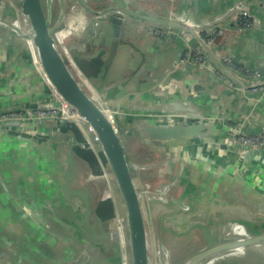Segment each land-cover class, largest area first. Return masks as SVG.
<instances>
[{
    "label": "crops",
    "instance_id": "crops-1",
    "mask_svg": "<svg viewBox=\"0 0 264 264\" xmlns=\"http://www.w3.org/2000/svg\"><path fill=\"white\" fill-rule=\"evenodd\" d=\"M234 1L237 0H41L48 24L55 31L56 45L73 75L90 95L93 92L101 96L118 111L117 126L127 148L125 156L136 189L145 184L176 183L170 202L151 201L141 206L149 264H163L162 253L166 250L171 251L169 262L179 264L198 250L219 243L224 239L218 230L220 225L231 231V222H241L249 233L264 228L255 215L263 206L259 196L264 198V164L253 159L252 153H241L243 147L220 144L230 125L248 133H264V95L240 92L219 80L215 74L220 68L217 61L213 60L210 68L194 67L184 61V40L149 35L148 27L162 24L137 16L167 19L175 13L204 23L216 20ZM252 2L247 5L257 12ZM112 7L126 12L121 16L122 34L116 52L107 65L110 48L96 38L112 15H95ZM258 15L260 29L226 32L218 39V46L222 45L246 67L264 74V9ZM0 17L15 18L7 0H0ZM95 21L99 23L96 27ZM189 43L197 45L195 38ZM45 79L21 38L0 27V109L47 99ZM156 114L172 117L158 121ZM146 122L172 126L178 122L209 124L205 132L213 133L186 141L159 139L146 134ZM50 127L44 125L43 133H49ZM69 137L84 140L75 124H61L48 145L61 153L55 162L61 161L57 173H41L46 182L51 177L56 180L57 189L50 191L42 186L33 201L35 193L30 186L23 188V196L16 199V218L30 229L37 226L36 221L41 233L27 243L25 258L30 256L28 264H34L39 253L41 264H54V259L56 264H116L119 253L113 217L115 211L124 213L123 202L110 174L107 177L106 160L95 148L96 142L92 141V148L80 147L71 144ZM32 143L20 139L0 141V153L6 154L2 165L7 166L9 175L24 183L31 182L27 169L32 160ZM40 160L49 162L46 157ZM144 163H150L152 168L136 170L137 164ZM242 197L244 208L240 204ZM177 204L186 205L189 212L179 213ZM46 209H52L55 215L49 216ZM242 209L249 213L243 218L237 213ZM197 211L211 213L208 223L192 219ZM57 217L76 227L80 234L66 229ZM211 262L264 264V247L234 251Z\"/></svg>",
    "mask_w": 264,
    "mask_h": 264
},
{
    "label": "water",
    "instance_id": "water-1",
    "mask_svg": "<svg viewBox=\"0 0 264 264\" xmlns=\"http://www.w3.org/2000/svg\"><path fill=\"white\" fill-rule=\"evenodd\" d=\"M7 1H9L15 11L14 19H19V15L22 14L28 21L29 29L23 30L19 23H10L14 19H5L2 17H0V21L5 23L6 27H3L1 24L0 27L19 36L24 45L27 46L31 52L32 61L35 66L40 68L46 78L45 81H47L48 98L45 100H53L54 94L50 88L51 85L56 93L70 105L76 115L75 117L69 116L66 111H63L55 115L38 116L28 110L33 106L32 104H25L20 107H2L0 109H27L21 119L0 121V141L6 142L7 139H20L22 141L33 142L31 148L33 150L30 151L32 160L27 169V172L31 174V182L26 181V183H24L22 179H17L9 175L7 166H3L5 164L2 162V157L6 154L0 153V264H28L30 260V256L25 258L27 243L29 241H35L37 237L41 235L40 229L38 230L39 226L36 221L35 224L38 227L34 226V228L30 229V226L27 227L28 225L23 220L16 218L14 213L15 202L17 198L23 196L25 191L23 188H33L35 193V195L33 194V201L39 197V189H41L42 186L50 191L57 189L58 185L56 180L54 181L51 177L52 180L50 179L46 182L41 176V173L43 171H48L49 174L55 173V171L57 173L56 168L61 161L58 159L57 164H55V162L57 156L59 157L61 153L48 145L51 141L50 139L59 132L61 124L66 122L75 124L84 136L83 141H77L69 137L68 139L71 144L92 148V141L96 142L95 148L100 149L102 152L106 160L107 171L110 172V176L114 181V187L118 190L117 196L123 202L124 213L115 211L113 217L119 253L116 264H149L144 214L140 205L139 194L133 183L130 166L117 132L101 107L88 95V92L83 89L82 83L76 79L69 69L63 57V53L59 51L56 45L54 37L55 31H53L48 24L41 0H18L17 5L19 10H17L14 1ZM248 1L250 0L234 1L227 6L226 10L230 12L242 10V8L248 4ZM125 12L126 11L121 8L112 7L106 11L97 12L95 15L96 17H103L104 14L112 15L110 22L102 26V31L99 32L96 38L98 42L105 43L110 48L106 59L107 65L112 62L116 52L119 36L122 34L120 33L122 25L121 16H123ZM132 14L133 13H131V15ZM137 16L162 24V26H150L151 28H168L178 34H183L178 36H184V39L188 42L191 38H195L193 34L195 23L200 24L193 21V19L186 18L184 15L175 13L169 14L167 19H153L152 17H144L142 15ZM218 22H220V20ZM206 26L201 29L206 28ZM179 38L184 40L183 37ZM192 46L196 48L198 45ZM224 76L226 77L225 81L227 83H234L235 88L240 92H245L246 89L256 88L264 84L263 80L257 84L247 82L245 85L241 86L238 81L236 82L230 79L227 75ZM104 82L105 79L103 80V85ZM240 86L242 87L241 89L239 88ZM260 93L264 95V91ZM260 93L258 95H260ZM53 103L59 105L60 101L55 98ZM48 124L51 126L49 133H43L42 128L44 125ZM209 127V124H199L195 122L191 124L178 122L173 126L146 122L145 131L147 135L154 138L186 141L195 138L200 139L212 134V131L205 132V128ZM242 133L248 132L242 131ZM41 144H45V146ZM239 151L241 153H252L254 159L264 164V151L254 153V151H249L244 148H241ZM40 157H46L49 162H41ZM36 176H38L41 181H39ZM104 196L110 197L111 195L105 193ZM259 198L264 206V198L260 196ZM236 202L237 200H235V203ZM245 203L242 197L240 199L241 208H244ZM263 206L255 215L258 217L259 222L264 223ZM179 209V213L186 214V212H189L188 207ZM46 210H48L49 216L52 217L55 215L52 209ZM36 212V214L41 215V211ZM195 213L196 214L192 215V219L201 223H208L210 212L197 211ZM237 213L241 218L249 214L244 211V209L239 210ZM215 215L218 216L219 213H215ZM57 219L60 220L59 222L62 223L66 229L80 234L76 227L68 225L65 220L58 217ZM230 224H235V229L227 231L224 230L222 225L218 227V230L224 237L222 241L198 250L179 264H206L210 260L227 253L244 251L249 247L255 246L264 247V228L255 233H249L245 229L247 226L241 222H231ZM120 228L124 230V232L121 233ZM37 246L40 247L41 244H37ZM39 255L38 253V255L34 257V264H41V259L37 258ZM54 264H56L55 259Z\"/></svg>",
    "mask_w": 264,
    "mask_h": 264
},
{
    "label": "flooded vegetation",
    "instance_id": "flooded-vegetation-1",
    "mask_svg": "<svg viewBox=\"0 0 264 264\" xmlns=\"http://www.w3.org/2000/svg\"><path fill=\"white\" fill-rule=\"evenodd\" d=\"M253 2L250 4H256L257 5V12L253 10V7H250L249 5H245L242 9L246 10L250 15L255 16L256 18L253 19L250 15H245L244 17L247 19L248 25L246 27H240L237 25L240 20H242L243 15L240 14L242 11L241 9L238 11L230 12L229 10H225L224 12L220 13L217 16V21L220 20V23H218V29L217 33L213 35V40L211 44H209L207 40V36L204 34H201V36L204 35L205 41L200 37L198 34H194L195 39L197 41V49H191L194 48L189 42L185 43L184 45V51L189 52L187 57L183 58L184 61L190 62L191 64L194 65V67H203V68H210L211 67V62L217 61L219 62V70L215 71L216 77L219 80H225L223 73L226 74L230 79H233L234 81H238L239 85H245L249 80H253L254 84H257L261 81L264 80V74H260L258 70H252L248 67H246V64L243 61H240L239 59L233 58L230 54L227 53V51L222 47V45L218 46V39L224 35L226 32H235V33H242L246 32L249 30H257L261 28V19L258 15L262 9H264V1L261 0H252ZM174 12V11H173ZM216 18V16L214 17ZM252 19V22H251ZM207 23L204 22L202 24ZM201 24V23H200ZM256 25V26H255ZM211 36V35H210ZM209 36V37H210ZM168 37H177L179 38L177 32L176 34L172 33L170 31ZM208 43V44H207ZM190 48V50L188 49ZM249 83V82H248ZM232 87H235L234 83L229 84ZM85 90V88L83 87ZM86 91V90H85ZM247 91V90H245ZM264 91V85L262 86V89L260 90L259 88L255 89H249L247 92L248 93H260ZM87 92V91H86ZM88 95L104 110V114L108 118V120L111 122L113 125L115 131L118 134V137L120 139V142L123 146L124 153L126 152L127 148L125 147L124 141L122 140V134L120 133L118 126H117V120H116V114L118 111L114 109L109 102L102 98L101 96H98L97 94H94L92 92V95L88 93ZM49 101L46 100H39L38 102L36 101L32 105L35 107V105H42L46 104ZM150 116L152 113H149ZM158 119V121H162L163 118H170L172 116H166L164 114H156L155 115ZM242 132L238 126H232L230 125L226 133L221 137L220 139V144H224L228 146L229 148H234L235 146H239L240 148L243 147L244 149H248L249 151H254V153L259 152V150L264 151V141L259 144H249V145H242L241 142L239 141V135ZM245 134H260V133H245ZM227 137L230 139H233L234 141L238 142L237 144H234L227 140ZM254 159V158H253ZM152 168L150 163H144V164H137L136 165V170L138 171H143ZM110 174V172L107 174ZM132 175V173H131ZM133 179V178H132ZM114 183V181H113ZM134 183V182H133ZM176 185L175 182H170V181H165L161 183L160 185H155V186H150L148 184H145L142 186L140 189H136L138 194L140 193L139 201L141 206H146L147 203L149 204L151 201H157L159 203H168L171 201L170 198H172L174 186ZM136 188V187H135ZM118 193V190H116ZM178 207L181 209H185L187 206L184 204H177ZM235 224H232L231 230L235 229ZM239 227V226H238ZM237 227V228H238ZM193 246V245H192ZM162 255L164 256V261L163 264H171L168 260V258H171V251H163ZM167 256V258L165 257ZM166 258V259H165ZM217 258V257H216ZM215 258V259H216ZM210 262L206 264H211Z\"/></svg>",
    "mask_w": 264,
    "mask_h": 264
},
{
    "label": "built area",
    "instance_id": "built-area-1",
    "mask_svg": "<svg viewBox=\"0 0 264 264\" xmlns=\"http://www.w3.org/2000/svg\"><path fill=\"white\" fill-rule=\"evenodd\" d=\"M14 1V0H12ZM15 2V6L17 8V10H19L18 8V2L14 1ZM242 13V14H241ZM241 15H243V19L239 21V23L237 25H239L240 27H246L248 25L247 23V19L244 17L245 15H250L246 10H243L240 12ZM253 19H255L256 17L253 16V15H250ZM251 22H252V19H251ZM11 24H20L22 29L23 30H28L29 29V24H28V21L27 19L22 15L20 14L19 15V19H14L12 22H10ZM218 22L217 19L212 21V22H207L205 24H196L195 23V26L193 27V34H199L200 37L205 41V36H207V40L209 42V44H211L212 40H213V35L217 33V29H218ZM0 24L3 26V27H6V24L3 23L2 21H0ZM98 21H95L94 25L95 27L98 26ZM193 25V24H192ZM207 25V26H206ZM204 29H201L203 27H205ZM256 26V25H255ZM170 31L174 34H176L175 31L171 30V29H168V28H151V27H148L146 29V32L151 35V36H156V37H162V38H167ZM200 32L202 34H204L203 36H201ZM178 34V33H177ZM178 35H183V34H178ZM211 35V36H210ZM210 36V37H209ZM56 37L58 39V41H60V43H62V38L61 36L56 33ZM180 37H183L184 39V36H180ZM185 43H187L188 41L186 39H184ZM208 44V43H207ZM190 50V48H188ZM191 49H197L196 48H192ZM63 52L64 54H67V51L65 49V47H63ZM189 54V52L187 51H184V57L186 58L187 55ZM226 75L223 73V76ZM224 78H226L224 76ZM226 80V79H225ZM223 80V81H225ZM251 81L253 80H249L248 82L249 83H252ZM230 84V82L228 83ZM50 85V84H49ZM264 85V84H263ZM262 85V86H263ZM262 86H259V87H256V88H259L260 90L262 89ZM50 88L54 94V97L56 99H58V101H60V104L59 105H55L53 102L55 101V98L53 97V100H50L49 102H47L46 104H42V105H35L30 107V109H28L30 112H32L33 114H36L38 116H47V115H55V114H58L59 112H63V111H66L67 114L69 116H74L75 117V112L71 109L70 105L64 101L57 93L56 91L52 88V86L50 85ZM240 89L242 88L241 86L239 87ZM251 89H255V88H251ZM247 91L249 89H246ZM102 109V108H101ZM103 110V109H102ZM27 109H22V108H17V109H12V110H0V121L1 120H18V119H21L22 116L26 113ZM104 111V110H103ZM239 141L241 142L242 145H249V144H259V143H262L264 141V133H260V134H245V133H240L239 135ZM227 140H229L230 142L234 143V144H237L238 142L234 141L233 139H230L229 137H227ZM261 151V150H259ZM120 232H124V230H122L120 228Z\"/></svg>",
    "mask_w": 264,
    "mask_h": 264
}]
</instances>
